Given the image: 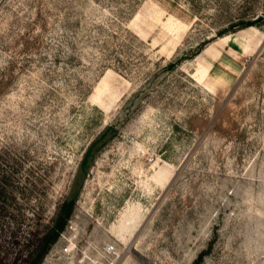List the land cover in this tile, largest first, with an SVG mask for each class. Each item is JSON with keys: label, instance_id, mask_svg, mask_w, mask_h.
I'll use <instances>...</instances> for the list:
<instances>
[{"label": "rangeland", "instance_id": "rangeland-1", "mask_svg": "<svg viewBox=\"0 0 264 264\" xmlns=\"http://www.w3.org/2000/svg\"><path fill=\"white\" fill-rule=\"evenodd\" d=\"M73 197L40 264H264V0H0V264Z\"/></svg>", "mask_w": 264, "mask_h": 264}, {"label": "trees", "instance_id": "trees-1", "mask_svg": "<svg viewBox=\"0 0 264 264\" xmlns=\"http://www.w3.org/2000/svg\"><path fill=\"white\" fill-rule=\"evenodd\" d=\"M261 21L259 18L250 21L246 24H244L243 27H249L253 26L259 23ZM113 130V127H108L105 129L99 137H97L90 146L88 147L83 160L80 164L79 173L77 176H80V174H84L87 171V166L90 164V160L92 157H94L96 154H98L101 149L105 146V139L108 136L109 132ZM76 198H67L63 201L62 206L59 208L58 216L54 222L53 227L51 230L46 234L42 242L38 244V246L31 252L30 256L26 259L24 264H40L42 261V258L44 254L47 252L50 245L57 240L60 233L65 229L69 219L71 218L73 211H74V205H75ZM204 256V255H203ZM202 257V256H201ZM201 257H199V261L201 260Z\"/></svg>", "mask_w": 264, "mask_h": 264}]
</instances>
